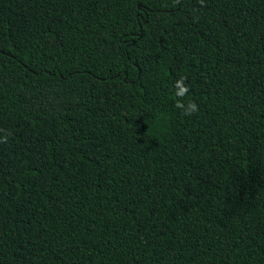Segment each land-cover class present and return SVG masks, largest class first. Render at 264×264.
<instances>
[{
	"label": "trees",
	"instance_id": "trees-1",
	"mask_svg": "<svg viewBox=\"0 0 264 264\" xmlns=\"http://www.w3.org/2000/svg\"><path fill=\"white\" fill-rule=\"evenodd\" d=\"M5 135L0 264H264V0H0Z\"/></svg>",
	"mask_w": 264,
	"mask_h": 264
},
{
	"label": "clouds",
	"instance_id": "clouds-1",
	"mask_svg": "<svg viewBox=\"0 0 264 264\" xmlns=\"http://www.w3.org/2000/svg\"><path fill=\"white\" fill-rule=\"evenodd\" d=\"M203 2V0H201ZM186 80V77H181L177 82V90H176V106L177 108L181 109L183 114L185 116H191L192 114L199 111L198 105L193 101H188V103L185 105L183 103V97L187 94L189 91L188 87L184 83ZM0 142H7V136L5 135L2 139H0Z\"/></svg>",
	"mask_w": 264,
	"mask_h": 264
},
{
	"label": "water",
	"instance_id": "water-1",
	"mask_svg": "<svg viewBox=\"0 0 264 264\" xmlns=\"http://www.w3.org/2000/svg\"><path fill=\"white\" fill-rule=\"evenodd\" d=\"M139 6H140V4H139Z\"/></svg>",
	"mask_w": 264,
	"mask_h": 264
}]
</instances>
